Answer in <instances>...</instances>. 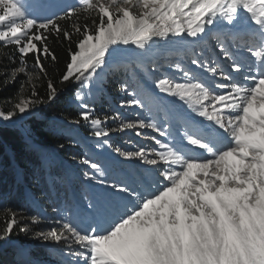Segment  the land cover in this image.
I'll return each instance as SVG.
<instances>
[{"label": "snow or ice", "instance_id": "snow-or-ice-1", "mask_svg": "<svg viewBox=\"0 0 264 264\" xmlns=\"http://www.w3.org/2000/svg\"><path fill=\"white\" fill-rule=\"evenodd\" d=\"M209 32L216 55L230 62L227 72L201 48L190 61L199 71L171 62L179 79L161 73L160 57L167 62L181 54L177 40L195 43ZM50 35L70 45L76 36L60 76V83L78 86L79 111L71 123H90L91 135L102 141L97 147L108 145L151 175L113 179L85 158L83 175L101 192L85 198L84 228L61 218L44 230L38 216L21 226L5 209L0 242L9 243L16 228H40L34 239L67 249L60 250L69 257L61 264H264V0H0V47L14 46L5 56L10 63L19 56V66L3 73L4 83L26 77L15 103L0 107V122L58 99L43 62L57 60ZM157 40L172 47L154 49ZM129 45L135 48L122 47ZM114 56L122 60L113 70L122 69L135 85L129 92V84L120 83L127 96L122 107L142 109L147 119L124 120L119 112L101 119L86 102L82 90L91 89ZM40 81H46L43 97ZM109 120L118 121L116 128L102 126ZM144 129L163 139L152 136L154 147L134 151L107 139L126 130L142 136ZM15 250L17 264H46L22 245Z\"/></svg>", "mask_w": 264, "mask_h": 264}, {"label": "rangeland", "instance_id": "rangeland-1", "mask_svg": "<svg viewBox=\"0 0 264 264\" xmlns=\"http://www.w3.org/2000/svg\"><path fill=\"white\" fill-rule=\"evenodd\" d=\"M64 3H76V0H63ZM62 15V13H61ZM155 39V38H154ZM204 41V42H202ZM177 46L180 48L181 54L178 56H171L167 62L163 57L159 58V62L163 65L161 73L167 75H174L179 79V74L174 73L168 68V63L180 62L185 67L192 69L193 71H199L195 69V66L191 65L190 61L193 57V50L195 54L199 55L201 48L205 49V55L211 56L213 59H217L224 70L227 72L229 61H225L223 56H217V50L213 49L212 45L214 41L211 39V32L204 36L202 40L198 42H192L190 39L186 42L176 41ZM129 50L135 48L134 45L124 46ZM156 47H172V44L164 45L162 41L157 40L153 48ZM122 57L114 56L110 58L109 65L100 72L99 76L93 81L91 89L82 90L85 94V100L94 109V116L103 119L105 115L111 116L116 112L121 114V119L124 120H138L147 119V113L142 109L130 106H123L127 99L124 92L119 90V85L122 82L129 84L128 91L131 92L134 89V82L129 80L124 71H114L113 65L119 63ZM31 68V67H29ZM11 71H9L10 74ZM161 73H157L160 75ZM20 77H22L20 79ZM207 77H205L206 79ZM17 79L20 82L25 80L26 77L23 74H18ZM16 79V80H17ZM150 83V81H149ZM78 90V86L72 85L68 92V103L75 111L76 115L79 111L75 102V94ZM26 95V92H25ZM7 108V107H6ZM40 108H35L31 112L18 116L13 122H0V127L17 128L23 134L24 140L29 143L31 147H34L40 153V163L46 169V172L54 164L55 158L60 162V166L64 168L65 174L58 176L55 175V184H58L59 190L56 193L57 203L51 201L46 196L42 199L28 198L27 202L30 206L31 211H23L21 209H14L9 205L8 201L4 198L0 200V215L6 214L5 209H11L15 212L18 217L21 218V226L29 221L31 217L38 216L41 218L42 223L40 228L47 230L51 225V222L56 219L63 218L64 220L72 222L78 228H84L87 223V219L84 215L83 209L86 207V197L91 198L92 196L101 192V187L96 185L95 182H89L85 179L83 173L89 171L86 165H83L81 161L85 158L92 160L93 162L99 163L103 168L107 170L110 177L113 179L124 178L126 174H133L139 176L143 174L145 177H149L151 174L145 171L146 166L138 164L136 161H128L122 157H119L112 148L108 145L97 147L98 141L91 135L90 123L81 122L79 125L72 124L71 122H64L56 118H50L57 122L58 126L54 127V131L61 134L64 137L65 142L70 147L77 149V155H72L70 159L62 158L54 148L44 149L36 145L33 142L32 133L28 127L23 126L24 122L28 119L35 117L38 119H44L39 113ZM117 122L109 120L107 124L102 125L107 128H116ZM144 134L137 136L135 130H126L124 132H112L108 137L109 144L113 147H120L125 151H134L139 147H154V143L151 140L152 136L158 134L153 132L151 129L141 130ZM71 141V143H69ZM50 150V151H49ZM78 156V157H77ZM52 175H47L49 182H52L50 178ZM70 186L69 196L66 193V187ZM57 208L58 212H53L52 209ZM40 228H30L27 234V241L21 242L20 240H11L9 243L0 242V262L1 264H17L18 257L16 255L15 245H22L25 248L31 250L32 254L36 256L37 249H42L43 253L37 257L46 261V264H61L63 260L69 259L67 256H62L60 250L63 249L65 252L67 249L63 244L56 245L52 242H45L42 240H36L33 238L35 232L39 231ZM24 233V232H22ZM8 251V254L4 252ZM51 253V255L49 254Z\"/></svg>", "mask_w": 264, "mask_h": 264}, {"label": "trees", "instance_id": "trees-1", "mask_svg": "<svg viewBox=\"0 0 264 264\" xmlns=\"http://www.w3.org/2000/svg\"><path fill=\"white\" fill-rule=\"evenodd\" d=\"M94 15V14H93ZM85 22L82 16L80 23ZM90 22V21H89ZM61 26L71 27L66 21L59 22ZM76 36H73L72 44L62 38L57 39L54 35L48 36L47 44L49 49L57 56V60L52 62L50 59L44 60V65L48 70V76L56 83L59 92L58 99L51 104L38 106L39 113L44 119L32 117L24 122L23 126L28 127L32 133L33 142L44 149L54 148L57 153L65 159H70L72 155L79 154L77 149L70 147L65 142L64 137L54 131V127L58 126L57 122L50 118H56L64 122H71L76 118L75 109L68 103V92L72 85L71 82L60 83V76L65 71L68 60V49L74 47ZM38 48L41 46L37 42ZM14 46L7 48L0 47V107L6 108L11 103H15V99L19 90V80L14 83H4L5 71L19 66V56H15L16 63H10L5 56L14 53ZM34 55L28 54L26 57L28 67L34 63ZM22 77H20L21 79ZM46 81L37 83V89L40 96L45 95L44 85ZM29 93L26 92V95ZM50 151V150H49ZM78 157V156H77ZM40 153L34 147L24 140L23 134L17 128L0 127V200L6 199L10 206L14 209L23 211H31L27 202L28 198L42 199L46 196L51 201L57 203L56 193L59 190L58 184H55V175L61 176L65 174L64 168L60 166V162L55 158L46 172V169L40 163ZM47 175H52V182L48 181ZM67 196H69L70 186L66 188ZM6 214L0 215V227L3 226ZM27 234L16 228L11 240L27 241ZM36 256L41 255L42 249H37ZM8 254V251L4 252ZM1 264V262H0Z\"/></svg>", "mask_w": 264, "mask_h": 264}, {"label": "bare ground", "instance_id": "bare-ground-1", "mask_svg": "<svg viewBox=\"0 0 264 264\" xmlns=\"http://www.w3.org/2000/svg\"><path fill=\"white\" fill-rule=\"evenodd\" d=\"M122 47H124V46H122Z\"/></svg>", "mask_w": 264, "mask_h": 264}]
</instances>
